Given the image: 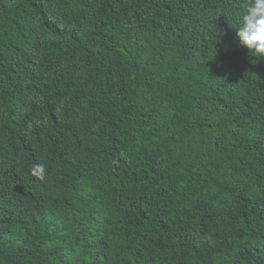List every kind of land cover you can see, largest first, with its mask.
<instances>
[{"label":"trees","instance_id":"obj_1","mask_svg":"<svg viewBox=\"0 0 264 264\" xmlns=\"http://www.w3.org/2000/svg\"><path fill=\"white\" fill-rule=\"evenodd\" d=\"M245 2L0 0V264H264Z\"/></svg>","mask_w":264,"mask_h":264},{"label":"clouds","instance_id":"obj_2","mask_svg":"<svg viewBox=\"0 0 264 264\" xmlns=\"http://www.w3.org/2000/svg\"><path fill=\"white\" fill-rule=\"evenodd\" d=\"M234 28L237 46L246 49L254 62L264 60V0H246ZM31 175L43 180L45 165H34Z\"/></svg>","mask_w":264,"mask_h":264}]
</instances>
